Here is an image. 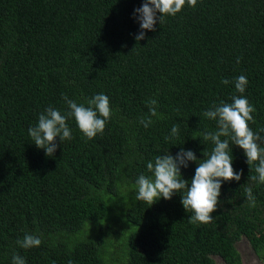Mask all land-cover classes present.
Here are the masks:
<instances>
[{
  "label": "trees",
  "instance_id": "trees-1",
  "mask_svg": "<svg viewBox=\"0 0 264 264\" xmlns=\"http://www.w3.org/2000/svg\"><path fill=\"white\" fill-rule=\"evenodd\" d=\"M142 3L0 0V264L14 254L26 264H215V256L241 264L243 237L264 257V183L248 179L255 172L231 142L243 174L222 183L210 223L189 222L182 193L152 205L135 199L137 178L152 176L147 163L157 156L184 148L199 163L212 152L203 137L218 126L204 112L214 104L243 95L255 108L249 127L264 129V0L186 3L136 41ZM99 93L112 110L103 133L89 140L71 118L72 139L57 137L53 156L35 146L28 128L50 106L67 112L62 94L83 103ZM197 162L181 167L189 186ZM26 233L41 245L21 248Z\"/></svg>",
  "mask_w": 264,
  "mask_h": 264
},
{
  "label": "clouds",
  "instance_id": "clouds-1",
  "mask_svg": "<svg viewBox=\"0 0 264 264\" xmlns=\"http://www.w3.org/2000/svg\"><path fill=\"white\" fill-rule=\"evenodd\" d=\"M186 3L190 7H195L197 0H143L142 5L133 12L140 27L139 33L134 37L136 41L145 38V30L155 31L157 21L161 25L165 16H175L179 13ZM222 83L227 85L229 81L224 79ZM234 84L236 91L243 94L248 80L246 76L240 75L235 78ZM62 95L69 109L67 112L62 114L59 109L50 106L39 114L37 124L28 128V135L35 146L43 149L45 155L49 157L53 156L59 147L57 137L61 143L72 139L71 129L67 123L69 119L74 118L84 136L91 140L98 133H103L112 115L109 97L104 93L95 94L83 103H77L66 94ZM156 103L155 99L147 101L152 115H155L156 110L153 106ZM254 111V106L243 95H233L231 103L221 101L219 105L214 104L211 109L204 112L205 117L217 121L218 130L214 133L208 132L203 137L205 140H211L215 145L212 152L199 163L197 161L201 159H198L192 150L184 148H181L175 156L171 153L157 156L154 163L152 161L147 163V169L152 176L141 174L137 178L135 199L152 205L161 197L170 200L174 194L182 193L181 204L186 212L193 213L189 217V222L210 223L213 218L211 214L219 203L222 183L240 181L243 174L242 169L236 171L233 168V157L229 154L230 142L244 150L250 172L253 170L255 172L248 176V179L252 182L264 183V147H261L264 137L260 134L264 129L254 132L248 123L254 122L252 115ZM151 122L150 118L140 119V123L145 128L149 127ZM178 134L179 126L173 125L172 137ZM221 137L225 138L221 139ZM169 138L165 137L166 140ZM190 161L197 162L198 166L189 186V181L181 177V167L187 168ZM245 194L247 200L254 204L252 186L245 189ZM41 243L38 236L27 233L22 240H17V244L24 249L39 247ZM12 264H26V261L20 255L14 254ZM69 264L72 262L69 261Z\"/></svg>",
  "mask_w": 264,
  "mask_h": 264
},
{
  "label": "rangeland",
  "instance_id": "rangeland-1",
  "mask_svg": "<svg viewBox=\"0 0 264 264\" xmlns=\"http://www.w3.org/2000/svg\"><path fill=\"white\" fill-rule=\"evenodd\" d=\"M236 247L238 249L241 264H264V257H259L251 248L248 240L246 238H241L237 243ZM215 264H225L224 261L215 256Z\"/></svg>",
  "mask_w": 264,
  "mask_h": 264
}]
</instances>
